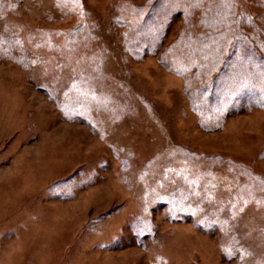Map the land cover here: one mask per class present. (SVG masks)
<instances>
[{
	"label": "rangeland",
	"instance_id": "1",
	"mask_svg": "<svg viewBox=\"0 0 264 264\" xmlns=\"http://www.w3.org/2000/svg\"><path fill=\"white\" fill-rule=\"evenodd\" d=\"M155 1L0 0V264H264V0Z\"/></svg>",
	"mask_w": 264,
	"mask_h": 264
},
{
	"label": "trees",
	"instance_id": "2",
	"mask_svg": "<svg viewBox=\"0 0 264 264\" xmlns=\"http://www.w3.org/2000/svg\"><path fill=\"white\" fill-rule=\"evenodd\" d=\"M158 2L157 0L154 2L156 3ZM162 2V1H161ZM160 2V3H161ZM231 17V16H230ZM238 15L236 17V20H238ZM236 20H233L232 22L236 24H238V22ZM232 22H229L230 24H233ZM224 26H226L225 24H223ZM257 25V24H256ZM217 24L214 26L216 27ZM230 32H232L233 30H237L235 25L233 27H231L230 29H228ZM144 40V39H142ZM148 40V39H147ZM252 45V46H251ZM232 48L231 51H229L228 53H226L225 55H223L222 57H220V60L218 59V61L214 64L212 63L211 66L216 65L217 67L220 66V70H224L225 69V63L229 66L228 69H234L237 70V68L242 65V63H238L236 62V58L240 57L242 58V60H244L245 62L249 63L250 61H254L256 58L259 57L260 54V50L261 47H259L257 44H252L246 37L241 36L238 38H235L234 42L232 43ZM235 57V58H234ZM205 62V61H204ZM238 63V64H237ZM198 64L196 65V71L195 74L200 75V77H203L204 80L203 82H198L195 80L194 75H193V83H194V88H193V92L196 94L198 92L203 93L205 92L208 88H210V86H212V81H209V77L206 76L207 73L202 72V70H200V68L198 67ZM246 66V65H245ZM216 68H214L215 70ZM228 71V70H227ZM233 72H238V71H233ZM195 75V76H196Z\"/></svg>",
	"mask_w": 264,
	"mask_h": 264
},
{
	"label": "snow or ice",
	"instance_id": "3",
	"mask_svg": "<svg viewBox=\"0 0 264 264\" xmlns=\"http://www.w3.org/2000/svg\"><path fill=\"white\" fill-rule=\"evenodd\" d=\"M261 80L264 81V75H262ZM246 86L254 87V85H246V84L241 85V87H246ZM261 91L264 92V83H262Z\"/></svg>",
	"mask_w": 264,
	"mask_h": 264
}]
</instances>
